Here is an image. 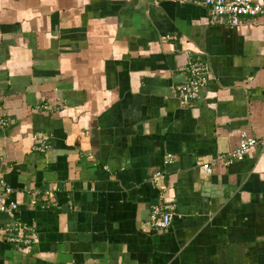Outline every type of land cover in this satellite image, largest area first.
Masks as SVG:
<instances>
[{"label":"crops","instance_id":"obj_1","mask_svg":"<svg viewBox=\"0 0 264 264\" xmlns=\"http://www.w3.org/2000/svg\"><path fill=\"white\" fill-rule=\"evenodd\" d=\"M193 62L210 78L184 104ZM0 118L15 206L0 264H264V152L220 161L243 133L264 136V15L232 26L191 0H0ZM158 202L173 206L166 230L150 223ZM14 223L29 246L3 240Z\"/></svg>","mask_w":264,"mask_h":264},{"label":"built area","instance_id":"obj_2","mask_svg":"<svg viewBox=\"0 0 264 264\" xmlns=\"http://www.w3.org/2000/svg\"><path fill=\"white\" fill-rule=\"evenodd\" d=\"M194 5H203L211 11L213 19L227 18L232 26H236L243 18H256L264 15V9L251 0H191ZM186 72V80L181 82L177 89L181 102L187 104L198 98L200 90L210 78V71L207 64L202 62L189 63L182 69ZM6 125V119L0 118V127ZM264 152V136L262 138L250 137L243 133L238 146L220 158L224 165L241 161L252 149ZM209 173L210 169L204 165ZM10 192L9 187L0 178V214L15 209V206L5 205V195ZM173 206L164 203H156L151 207L150 223L158 230H166L172 220ZM29 229L20 223H14L4 228L3 240L16 246H29L32 238L27 234Z\"/></svg>","mask_w":264,"mask_h":264},{"label":"water","instance_id":"obj_3","mask_svg":"<svg viewBox=\"0 0 264 264\" xmlns=\"http://www.w3.org/2000/svg\"><path fill=\"white\" fill-rule=\"evenodd\" d=\"M157 180H158V182H159V181H161V180H162V178H159V179H157Z\"/></svg>","mask_w":264,"mask_h":264}]
</instances>
